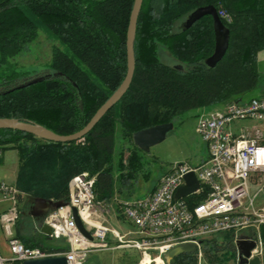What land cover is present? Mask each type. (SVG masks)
I'll list each match as a JSON object with an SVG mask.
<instances>
[{"label": "trees", "instance_id": "1", "mask_svg": "<svg viewBox=\"0 0 264 264\" xmlns=\"http://www.w3.org/2000/svg\"><path fill=\"white\" fill-rule=\"evenodd\" d=\"M132 1L0 0V116L36 122L60 134L80 128L124 76L125 31ZM208 3L228 16L219 15L228 28L227 46L212 66L205 62L214 41L211 16L203 14L185 25L193 8ZM40 27L58 42L51 45L45 71L31 76L13 69V56ZM158 43L165 44L181 67L158 58ZM263 47L264 0H141L130 82L93 126L81 138L67 142L42 140L29 132L0 127V146L20 141L19 152L38 168L59 160L53 187L39 188L34 196L65 201L68 178L87 170L94 176L95 199L105 201L113 193L114 171L118 182L130 183L140 167L132 131L172 121L190 107H209L241 97L256 82L255 56ZM123 136L132 147L126 148L125 154L119 148L114 158L117 138ZM201 196L188 194L183 199ZM20 216H27L26 211L19 210ZM220 234L219 242L216 234L201 239L204 264L234 257L231 232ZM14 235L25 245L47 251L67 248L63 238H52L37 229L30 234L15 231ZM261 235L264 238V226ZM195 262V252H182L165 264Z\"/></svg>", "mask_w": 264, "mask_h": 264}, {"label": "built area", "instance_id": "2", "mask_svg": "<svg viewBox=\"0 0 264 264\" xmlns=\"http://www.w3.org/2000/svg\"><path fill=\"white\" fill-rule=\"evenodd\" d=\"M218 15L228 19L219 9ZM235 120H247L232 125ZM194 130L205 142L207 155L197 163L174 161L162 173L153 187L141 196L119 200L124 219L138 232L125 239L126 244L147 254L149 264H156L158 257L163 264V252L175 243H195L196 258L202 256L201 239L224 231L232 234L235 248V264H241L237 256L236 240L251 239L254 245L249 255H261L259 228L264 226V91L248 98H231L196 116ZM2 148L0 146V157ZM191 170L198 186L191 194L202 196L187 201L184 196L173 198L175 188L183 182V173ZM94 176L87 170L72 174L67 180L66 204L49 209L42 217L52 238H63L67 248L47 251L38 245L28 246L14 235L13 225L18 218V190L5 180H0V198L7 204L0 210V224L6 234V242L12 257L21 264L25 258L63 254L66 264H80L88 246L106 245L107 233L119 241L126 232L114 227L94 224L84 220L80 210L96 212L93 190ZM74 206L88 229L91 238L76 226L71 214ZM4 258L0 255V264ZM151 260L154 262L152 263ZM244 264H248L247 261Z\"/></svg>", "mask_w": 264, "mask_h": 264}, {"label": "rangeland", "instance_id": "3", "mask_svg": "<svg viewBox=\"0 0 264 264\" xmlns=\"http://www.w3.org/2000/svg\"><path fill=\"white\" fill-rule=\"evenodd\" d=\"M180 23L181 20L177 21L176 25L179 26ZM52 43L57 44L58 42L50 37L43 28H37V33L34 38L27 42L24 49L13 56L12 60L16 63L12 65V68L17 71H26L30 73L31 76L42 74L50 58ZM157 56L165 63L173 64L176 62L168 53L164 43L157 44ZM255 67L257 71L256 82L250 90L241 95L242 98L255 96L264 91V47L256 51ZM217 105L218 104L209 107H190L182 111L173 118L172 126L165 133L162 140L150 145L147 151L138 149L141 164L134 179L123 186L125 192L129 196L134 197L143 195L151 185L156 183L158 177L166 171L174 160L187 161L194 164L205 158L207 155L205 142L194 130L196 116ZM245 122H247V120H235L232 122V125H239ZM26 142L29 143L30 140L28 139ZM19 143L20 141L2 148L0 161L5 160L9 164L7 166L13 168L15 177L10 183L18 190V211L25 212L28 210L29 204L34 197L35 190L53 187L51 182L55 181L57 178L56 174L59 160L56 158L52 165L38 168L32 159H26L23 154L19 152ZM121 147L123 149V154H125L126 148L132 147L131 141L124 136L117 138L114 158L117 150ZM114 187L117 189L120 188L121 185L116 184ZM122 195L116 196L115 198L110 197L104 202L100 201L98 206L94 207L98 213L96 219L100 220L102 224L114 227L119 233H121V229L123 232H126L122 241H119L111 233H107L105 246L97 244L96 239H93L92 242H95V244L88 246L80 264H138L142 259L141 250L127 245L125 241L128 237L137 236L136 234H138V232L124 219L120 211L118 201L127 198ZM110 216H114L117 221ZM17 219V222H19L22 217L20 216ZM261 227L259 228L261 238L260 264H264V238L261 235ZM213 235H208L204 238ZM215 238L217 242H219L221 240V234H216ZM61 240L62 239H57L56 242H60ZM230 240L232 241V234ZM203 253L202 251V256L199 260L196 258L195 264L205 263L206 257ZM154 254L155 253L151 251L149 257H154ZM234 260L235 255L234 257H227L220 263L229 264L233 262V264H235ZM151 262L154 263L152 260ZM163 264H165L164 258ZM208 264L212 263L210 262Z\"/></svg>", "mask_w": 264, "mask_h": 264}, {"label": "water", "instance_id": "4", "mask_svg": "<svg viewBox=\"0 0 264 264\" xmlns=\"http://www.w3.org/2000/svg\"><path fill=\"white\" fill-rule=\"evenodd\" d=\"M141 0H133L128 15V21L125 31V73L117 87L96 107L94 112L88 120L77 130L60 134L56 133L39 123L29 120L17 119L11 116H0V127L19 129L29 132L33 136L42 140L67 142L81 138L100 118V116L110 108L113 103L122 95L127 88L134 68L133 55V39L135 31L136 17L139 11ZM203 14H209L212 20L213 29V48L211 53L205 58L208 66H212L224 53L227 46L228 28L223 24L215 7L212 4H203L193 8L185 18V25L190 24L193 20ZM174 67L179 68V63H174ZM172 121L157 122L131 132L132 142L141 150L147 151L149 146L159 142L165 136V133L171 128ZM183 182L179 184L174 192L173 198L186 196L194 191L198 186V180L191 170L183 173ZM66 204V201L60 199L44 198L41 196H34L28 207L27 213L34 220H41L45 213L60 205ZM71 214L75 221L77 228L88 238L91 235L87 228H85L82 219L80 218L76 208L71 206ZM49 226L41 222L40 231L48 234ZM254 245L253 240L238 238L236 240L237 256L241 264L247 261L248 264H260V259L257 255H253L246 259L249 255V249ZM196 245L192 241L178 242L170 246L162 256L165 261H168L173 256L182 252H194ZM21 264H66L65 256L63 254H51L42 257L25 258Z\"/></svg>", "mask_w": 264, "mask_h": 264}, {"label": "crops", "instance_id": "5", "mask_svg": "<svg viewBox=\"0 0 264 264\" xmlns=\"http://www.w3.org/2000/svg\"><path fill=\"white\" fill-rule=\"evenodd\" d=\"M176 161V160H174ZM172 161V162H174ZM171 162V163H172ZM9 165L8 162H6L5 160L0 161V180H5L7 182H11L14 180V171L13 168ZM168 169V168H167ZM166 169V170H167ZM165 171V170H164ZM113 193L111 195L112 198H115L116 196H125L127 198H131L134 196H129L126 192L125 189L123 188L124 185H126L127 183H120L117 181V177H116V171H114L113 173ZM145 176V175H144ZM133 180V179H132ZM121 185L120 188L115 189V185ZM153 187V185H151L146 191H149L151 188ZM128 195V196H127ZM121 196V197H122ZM125 199V198H124ZM106 201V200H105ZM7 204V200L0 198V210ZM30 205V204H29ZM27 216H23L22 219L17 222L14 223L13 225V231H19L21 233H33L35 231V229H37L38 231H40V224H41V220H34L26 211ZM111 218L113 217V219H116L114 216H110ZM98 222H100V220H97ZM117 221V219H116ZM19 223V224H18ZM120 231V230H119ZM121 232H123V230L121 229ZM0 255L4 258L3 260V264H17V261L12 257L11 253L9 252L8 246H7V242H6V234L4 233L1 224H0Z\"/></svg>", "mask_w": 264, "mask_h": 264}, {"label": "bare ground", "instance_id": "6", "mask_svg": "<svg viewBox=\"0 0 264 264\" xmlns=\"http://www.w3.org/2000/svg\"><path fill=\"white\" fill-rule=\"evenodd\" d=\"M80 215L84 220L91 222V223H94V224H98V221L96 219L97 218L96 213L89 212L87 210H80ZM141 260H142V262H141ZM141 260H140L141 263L139 262L140 264H149L150 259H149L147 254H143V257ZM154 260H155L156 264H161V261L158 257H155Z\"/></svg>", "mask_w": 264, "mask_h": 264}]
</instances>
